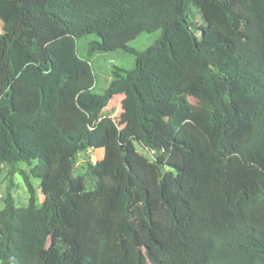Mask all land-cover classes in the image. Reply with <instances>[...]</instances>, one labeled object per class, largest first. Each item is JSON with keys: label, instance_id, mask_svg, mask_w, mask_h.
Wrapping results in <instances>:
<instances>
[{"label": "trees", "instance_id": "obj_1", "mask_svg": "<svg viewBox=\"0 0 264 264\" xmlns=\"http://www.w3.org/2000/svg\"><path fill=\"white\" fill-rule=\"evenodd\" d=\"M0 21V264H264V0H0ZM116 50L135 67L97 94L89 58ZM20 163L42 203L20 171L16 206Z\"/></svg>", "mask_w": 264, "mask_h": 264}, {"label": "rangeland", "instance_id": "obj_2", "mask_svg": "<svg viewBox=\"0 0 264 264\" xmlns=\"http://www.w3.org/2000/svg\"><path fill=\"white\" fill-rule=\"evenodd\" d=\"M193 22L197 25L198 37L200 38L205 26L199 12H195ZM2 33V23L0 21V34ZM161 37V31L155 33H143L137 39L132 41L129 45L138 51H143L150 46L154 45L155 42ZM92 40H98L97 36L91 35L80 39L77 43L78 53L82 58L87 57L88 43ZM91 65L93 66L95 73V89L94 92L97 94H103L104 91L110 86L113 76V66H118L126 70H132L135 67V56L125 52L123 50H116L112 52H96L92 57L89 58ZM129 85H123L119 89L112 92L110 102L108 106L103 110L104 115L111 116L116 121H119L122 116L126 113L123 105V100L129 93ZM137 151L146 157H150L148 152L144 150L140 145L136 144ZM104 157V150L100 149H88L85 152H81L76 155L75 158V176L82 177L85 179L87 189L92 187V182L88 177L89 164H95ZM35 164V163H34ZM33 164V165H34ZM33 166H29L24 163L17 165L18 172L12 178L13 188L11 193L14 198V202L18 207H24L28 204L29 193L23 176L19 173L25 171L30 175L31 182L36 190V196L38 203H42L44 196L40 191V180L32 177L30 169ZM8 167H0V208L4 207V198L7 192L8 181Z\"/></svg>", "mask_w": 264, "mask_h": 264}]
</instances>
